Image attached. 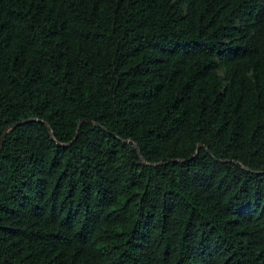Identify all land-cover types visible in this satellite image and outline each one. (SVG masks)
<instances>
[{
    "label": "trees",
    "instance_id": "obj_1",
    "mask_svg": "<svg viewBox=\"0 0 264 264\" xmlns=\"http://www.w3.org/2000/svg\"><path fill=\"white\" fill-rule=\"evenodd\" d=\"M0 264H264V0H0Z\"/></svg>",
    "mask_w": 264,
    "mask_h": 264
}]
</instances>
